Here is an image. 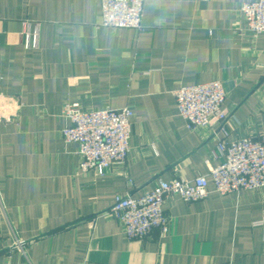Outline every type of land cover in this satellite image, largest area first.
I'll return each instance as SVG.
<instances>
[{
	"label": "crops",
	"instance_id": "crops-1",
	"mask_svg": "<svg viewBox=\"0 0 264 264\" xmlns=\"http://www.w3.org/2000/svg\"><path fill=\"white\" fill-rule=\"evenodd\" d=\"M252 1L144 0L139 31L98 26L101 0H0V264H264V187L170 196L168 233L144 239L104 215L220 163L219 125L189 129L178 87L222 80L229 139L264 132V34L239 11ZM67 102L133 111L124 163L79 171Z\"/></svg>",
	"mask_w": 264,
	"mask_h": 264
},
{
	"label": "built area",
	"instance_id": "built-area-1",
	"mask_svg": "<svg viewBox=\"0 0 264 264\" xmlns=\"http://www.w3.org/2000/svg\"><path fill=\"white\" fill-rule=\"evenodd\" d=\"M239 11L246 20L241 30L244 34L253 37L264 34V0L244 2ZM143 12L144 0H101L98 26L140 31L144 28ZM39 34L37 23L35 31L24 28L22 37L33 35L37 40ZM227 95L222 80L182 85L174 91L179 114L189 129L219 125L218 131L223 136L218 137L214 154L220 163L208 174L193 179L183 176L157 179L154 189L139 198L130 193L117 195L104 215L117 220L129 238L144 239L154 230L168 233L172 218L166 214L164 205L170 196L193 202L207 198L212 191L226 195L264 187V132L229 139ZM62 114L70 120L62 134L67 143L77 147L79 171L93 170L103 176L112 165L125 162L131 147L133 111L130 108L85 110L79 103L67 102ZM262 224L263 221L255 222ZM18 245L23 246L22 242Z\"/></svg>",
	"mask_w": 264,
	"mask_h": 264
}]
</instances>
